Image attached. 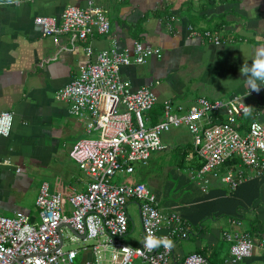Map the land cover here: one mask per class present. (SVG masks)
<instances>
[{
  "label": "crops",
  "instance_id": "1",
  "mask_svg": "<svg viewBox=\"0 0 264 264\" xmlns=\"http://www.w3.org/2000/svg\"><path fill=\"white\" fill-rule=\"evenodd\" d=\"M87 2L0 0V111L13 114L9 135L0 138V215L22 211L38 220L33 210L41 183H48L50 192L69 193L81 191L90 181L69 151L78 140L96 134L86 130L87 115L73 116L69 102L57 96L86 64L88 44L95 51L114 44L131 49L136 41L161 49L159 57L121 68L132 89L157 82L153 110L158 118H151V124L160 119L165 100L187 109L198 97L213 101L239 96L264 125L262 86L248 90L241 73L242 65L250 64L256 50L264 47V0H94L109 20L110 31L86 41L75 33L43 36L34 23L36 16L58 17L66 6L85 7ZM207 30L230 41L208 43L202 37ZM229 165L239 167L240 162L218 169L225 172ZM198 168L193 156L190 170ZM247 173L233 191L205 177L207 183L188 186L181 210L164 206L165 211L179 212L190 230L185 241L173 244V264L192 252L201 253L206 264H264V172ZM233 218L253 241L252 255L237 263L227 261L231 242L224 238L225 231L233 230ZM132 264L147 263L135 259Z\"/></svg>",
  "mask_w": 264,
  "mask_h": 264
},
{
  "label": "built area",
  "instance_id": "2",
  "mask_svg": "<svg viewBox=\"0 0 264 264\" xmlns=\"http://www.w3.org/2000/svg\"><path fill=\"white\" fill-rule=\"evenodd\" d=\"M34 23L41 27L43 36L53 38L75 33L86 41L110 31L109 20L94 0H88L85 7L68 5L58 17L36 16ZM202 37L214 45L230 41L208 30ZM84 53L86 64L57 96L69 102L73 116L87 115L86 130L96 134L78 140L69 151L90 181L81 191L69 193L50 192L48 183H41L35 200L38 220H31L22 211L10 217L0 215V264H75L79 254L83 256L80 264H132L135 259L173 264L177 259L173 244L189 237L187 220L175 210L161 208L145 183L118 184L110 178L118 172L133 173L135 162L146 164L153 152L166 149L161 132L184 126L193 136L192 155L199 162L195 177L205 183L208 179L204 175L220 177L233 191L249 177L247 171L264 172V125L239 96L213 101L198 97L187 109L165 100L160 119L151 124V118L142 113L157 103V82L132 89L123 80L121 68L159 57L161 49L136 41L131 49L114 44L95 51L88 44ZM249 114L252 117L244 121ZM12 120V112L0 111V138L9 135ZM234 160L243 168L219 176L217 169ZM130 203L136 205L141 222L135 247L121 240L129 231ZM229 222L233 230L224 232V238L231 242L227 261L237 263L252 255L253 241L240 229V220ZM69 230L73 241L84 242L76 249H64V231ZM206 263L201 253L192 252L175 264Z\"/></svg>",
  "mask_w": 264,
  "mask_h": 264
},
{
  "label": "rangeland",
  "instance_id": "3",
  "mask_svg": "<svg viewBox=\"0 0 264 264\" xmlns=\"http://www.w3.org/2000/svg\"><path fill=\"white\" fill-rule=\"evenodd\" d=\"M156 113L157 112L152 109L143 112L142 115L156 120L158 118ZM93 136L94 135H87L85 137ZM160 138L162 144L166 146V149L153 152L146 164L135 162L133 164V173L125 174L118 172L115 176L110 178V181L118 184L145 183L156 196L157 201L160 203V207L177 206V209L181 210L178 206L181 207L182 198L189 192L188 186L199 183V181L202 180L200 178V180H197L195 177L196 172L190 170V159L193 157V136L184 126H172L168 130L162 131ZM240 168L242 169L243 167L233 166L229 167L225 172L219 169H217V172L219 176H221L222 174H228L229 171L234 173ZM204 176L211 178L212 181L214 180L213 182L218 184L221 188H223V186L228 187L227 184L220 180V177H213L209 174ZM204 176L202 178H204ZM65 207L69 208L68 199L65 200ZM127 211L130 216L129 231L126 235L121 237V240L135 247V245H138L137 243L139 241L141 222L135 204L130 203L127 207ZM33 214L38 218V210H33ZM69 236H73V233L70 230L64 231V249H76L84 243L83 241H73ZM82 257V254H79L75 259V264H80ZM219 264H222V262Z\"/></svg>",
  "mask_w": 264,
  "mask_h": 264
},
{
  "label": "clouds",
  "instance_id": "4",
  "mask_svg": "<svg viewBox=\"0 0 264 264\" xmlns=\"http://www.w3.org/2000/svg\"><path fill=\"white\" fill-rule=\"evenodd\" d=\"M250 64H243L241 67L242 78L246 82L248 90H259L264 85V47L256 50L251 57ZM250 112V109H245Z\"/></svg>",
  "mask_w": 264,
  "mask_h": 264
},
{
  "label": "trees",
  "instance_id": "5",
  "mask_svg": "<svg viewBox=\"0 0 264 264\" xmlns=\"http://www.w3.org/2000/svg\"><path fill=\"white\" fill-rule=\"evenodd\" d=\"M227 163H230V162H227Z\"/></svg>",
  "mask_w": 264,
  "mask_h": 264
}]
</instances>
